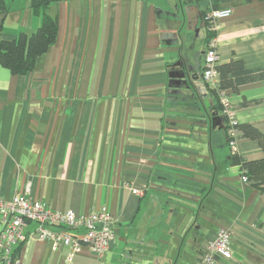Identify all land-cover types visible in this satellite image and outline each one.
I'll return each mask as SVG.
<instances>
[{
    "label": "crops",
    "instance_id": "crops-1",
    "mask_svg": "<svg viewBox=\"0 0 264 264\" xmlns=\"http://www.w3.org/2000/svg\"><path fill=\"white\" fill-rule=\"evenodd\" d=\"M6 6L1 38L40 27L31 0ZM223 6L232 14L214 30L217 65L264 66V0ZM210 9V0H50L58 31L34 69L0 62V198L106 211L117 223L102 255L84 247L69 261V247L29 235L13 247L18 264H199L222 227L233 258L215 264H264V189L243 181L202 76ZM225 93L236 123L264 133V80ZM240 134L237 153L263 158Z\"/></svg>",
    "mask_w": 264,
    "mask_h": 264
},
{
    "label": "built area",
    "instance_id": "built-area-1",
    "mask_svg": "<svg viewBox=\"0 0 264 264\" xmlns=\"http://www.w3.org/2000/svg\"><path fill=\"white\" fill-rule=\"evenodd\" d=\"M232 14L229 7L210 9L205 13L208 30L216 29L217 20ZM216 36L207 41L204 53L203 79L211 89L218 86L216 66L218 51ZM222 113L228 121V143L233 152L237 147L235 124V110L228 99L225 90H218ZM243 181H250L246 174ZM134 192L135 189H133ZM0 264H18V257L14 255L13 247L19 242L33 235L40 240L49 241L57 249L69 247L68 260L72 261L84 247L89 248L97 255L104 254L116 240L115 217L106 211H94L88 215L76 214L72 210H57L50 208L46 203L34 200L26 195H17L9 200L0 198ZM35 223L32 231L27 226ZM231 231L222 227L218 230L214 241L207 251L200 257L199 264H215L218 258L230 260L233 258Z\"/></svg>",
    "mask_w": 264,
    "mask_h": 264
},
{
    "label": "trees",
    "instance_id": "trees-1",
    "mask_svg": "<svg viewBox=\"0 0 264 264\" xmlns=\"http://www.w3.org/2000/svg\"><path fill=\"white\" fill-rule=\"evenodd\" d=\"M213 9L224 8V4L234 0H210ZM50 0H31L33 11L41 16L40 27L32 32H22L14 40H5L0 37V62L14 74H26L35 67L39 56L44 54L55 41L58 31L57 17L49 12ZM7 9L6 0H0V12ZM215 36L214 31H208L207 40ZM218 86L213 89L219 97L218 90L239 92L242 85L263 81L264 66L247 68L241 59H232L216 66ZM263 100L246 101L245 104L261 102ZM226 125L228 128L227 117ZM240 136L257 140L264 151V133L250 124H238ZM235 164H239L243 174L253 180L256 186L264 189V157L258 160H244L237 152L232 153ZM17 252V250H16ZM14 255H17V253Z\"/></svg>",
    "mask_w": 264,
    "mask_h": 264
}]
</instances>
